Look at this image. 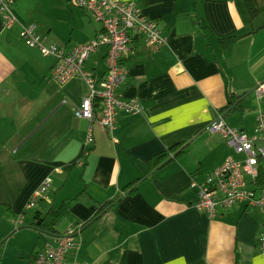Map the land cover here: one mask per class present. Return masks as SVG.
I'll use <instances>...</instances> for the list:
<instances>
[{"label": "crops", "instance_id": "crops-1", "mask_svg": "<svg viewBox=\"0 0 264 264\" xmlns=\"http://www.w3.org/2000/svg\"><path fill=\"white\" fill-rule=\"evenodd\" d=\"M70 2L76 4L75 0H14L18 22L11 26L0 15V264H36L32 252L47 242L54 244L55 236L68 226L92 219L76 232L70 260L264 264L258 243L264 232L263 214L257 208L241 202L220 207L211 217L195 207L197 184L229 154L244 157L233 153L226 139L208 126L222 116L227 124L251 135L257 115L264 111V94L256 93L264 82V26L251 31L235 0H137L166 37L157 49L143 37H133L137 54L123 59L126 78L117 92L126 100L137 99L144 109L138 114L120 112L112 131L93 122V141L87 146L90 121L75 114L89 92L85 78L76 74L58 82L53 76L56 58L20 37L21 25L35 24L36 31L49 26L47 44L66 50L92 40L102 26L95 20L98 26L94 25L92 15L88 23L89 12L83 8L70 7L65 17L79 24L75 43L67 46L71 37L53 29L50 10ZM234 34L239 37L233 42L221 40ZM107 50L100 46L85 64L97 79L106 73ZM244 93L240 110L222 112L231 94ZM188 140L187 153L149 172L148 159ZM72 163L76 165L65 168ZM48 177L52 178L48 194L27 208ZM114 199L98 213L101 202ZM62 201L68 207L61 218L66 225L61 229L59 219L55 235H41L27 224L36 210L45 215L42 208ZM24 211L27 225L15 228L11 222ZM21 230L27 232L21 236ZM16 231L22 241L11 244L8 237Z\"/></svg>", "mask_w": 264, "mask_h": 264}, {"label": "built area", "instance_id": "built-area-1", "mask_svg": "<svg viewBox=\"0 0 264 264\" xmlns=\"http://www.w3.org/2000/svg\"><path fill=\"white\" fill-rule=\"evenodd\" d=\"M76 4L86 9L93 18L101 24V29L90 41L73 45L69 50L57 44H47L36 31V25H21L20 37L30 47L38 48L44 55L54 56L53 76L60 82L71 80L76 74H81L88 85L89 92L82 102L75 107L78 118L90 121L89 134L86 143L93 141L92 123L99 121L107 131L117 126L118 114L126 112L141 113L143 105L137 99L126 100L118 92V86L126 78V69L122 64L124 57L132 55L131 38L141 34L146 44L157 49L165 41L161 27L157 21L148 18L139 7L137 0H75ZM14 0H0V15L5 24L11 26L18 22L13 11ZM107 46L106 73L101 79L95 78L85 69L89 57L100 46ZM259 97L264 94V82L256 88ZM98 110L102 115L98 117ZM213 121L208 129L212 133L221 134L235 154L244 155L235 158L229 154L224 162L208 173L206 179L198 183L199 198L195 204L198 210L215 216L220 207L230 208L245 202L257 208L263 214L264 228V187H259L257 181L263 172L264 181V111L256 118L253 134L227 124L223 117ZM87 152V151H86ZM82 164V161L80 162ZM250 177V182L246 177ZM52 183V178H46L27 204L34 207L40 198L45 197ZM252 184V187L248 186ZM18 224L24 223L25 214L18 217ZM16 221V220H15ZM82 224L70 225L59 235L55 243H46L39 247L34 255L36 264H81L69 259L68 255L75 246V234ZM259 248L264 254V232L259 238Z\"/></svg>", "mask_w": 264, "mask_h": 264}, {"label": "trees", "instance_id": "trees-1", "mask_svg": "<svg viewBox=\"0 0 264 264\" xmlns=\"http://www.w3.org/2000/svg\"><path fill=\"white\" fill-rule=\"evenodd\" d=\"M235 4H236L238 12L240 13V16L242 17V20L244 21V23L253 26V29L251 31L256 30V29L264 26V23H263L257 27H254V23L259 18V16L264 15V0H235ZM135 36L136 37H138V36L143 37L141 34H134L132 36L131 40ZM238 37H239L238 35L234 34V35H230L228 37L222 38L221 40L222 41L228 40L229 42H233ZM132 48H133V46H132ZM136 54H137V52H135V49H134V53L132 55H129L128 57L133 58L136 56ZM122 64H123V60H122ZM244 96H245V93L241 94V95H232L231 94L229 104L226 106V108L222 109V112L230 113V112H233L236 110H240L243 107V102H244L243 97ZM89 144H87V146H89ZM189 146H190V140L185 141V142H178V143L170 146L166 150L156 154L153 158L148 159L146 161V165L149 168V172L151 170H153L154 168H156L159 164L164 162L166 159H168V158H169V160L174 159V158H176V157H178L184 153H187L189 151ZM86 150L89 151V148H87ZM84 158H85V155H84ZM75 165H76V163H72V164L65 166V168H71L72 166H75ZM143 177H145V176H143ZM143 177H140V178L134 180L133 182H131L129 185H127L125 187V190L130 188L132 185L136 184ZM258 183H259L260 188L264 187L263 172L260 174ZM133 191H135V189ZM46 194H48V191ZM115 200L116 199L101 202L100 206H99L98 213L102 212L107 207L112 205ZM23 213L25 214L26 211H24ZM41 213H42L41 209L36 210L34 212L33 220L31 222H28L27 224L38 229L40 231L41 235H43L45 233H48L50 235H55L56 232L58 231L56 224H57L59 219H61L64 215H66L68 213V207H67L66 202L62 201L59 205L53 204V205L49 206V208L45 212V215H42ZM48 217H50L49 221H47ZM92 220H90V221H92ZM90 221L83 222L82 227H84ZM34 255H35V251L32 252L31 257H33Z\"/></svg>", "mask_w": 264, "mask_h": 264}, {"label": "rangeland", "instance_id": "rangeland-1", "mask_svg": "<svg viewBox=\"0 0 264 264\" xmlns=\"http://www.w3.org/2000/svg\"><path fill=\"white\" fill-rule=\"evenodd\" d=\"M70 7H72V8L77 7V8H81L82 9V7H80L79 5L75 4L74 2H70V4L69 5L67 4L65 7L55 6V8L51 9L50 12H49V17H51L54 20L53 21V24H52L53 25V29L56 30L57 34L58 35L59 34H61V35H64L65 34V35H67L68 38L71 37V40L67 43V46H70L73 43H75V41L79 37L78 34L80 33V28H79L78 22H77V26H75L74 23H76V22L73 20V17L65 18V17H67L66 16L67 9H69ZM42 11L44 12V9ZM89 14H87L88 15V23L92 20V22L94 23V25L98 26V24L96 23L97 21L95 19L91 18V20H90L91 14L90 15ZM82 15L84 16V13H82ZM59 16H61L62 18H59ZM260 21H264V15L259 16V18L254 23V27H257L258 26V23H260ZM48 27L49 26L47 25L41 31H40L39 28H37V33H39L40 36L43 37V38H44V36H48V34L46 33L47 32L46 29ZM252 27L253 26L250 25V28L251 29H252ZM49 41H50V39H49ZM25 46L27 47V45H25ZM52 58L53 57H48L49 60L52 59ZM246 179H247V181H249L250 180V177L247 176ZM48 203L49 202H46V204H48ZM48 208H49V206L48 207L45 206L44 208H42V209H44V211H43L44 214H45V212L47 211ZM18 219L19 218H16L15 219L16 221L14 220V222L13 221L11 222V224L15 228H18L19 225L20 226L21 225L22 226L27 225L26 223H23V222L20 223V224H18L19 223L18 222ZM28 219H30V217ZM28 221H30V220H28ZM65 222H66L65 219H60V224L58 226L61 227V229H63L64 228V225H66ZM25 232H27V231L21 230V236L23 234H25ZM28 232H31L32 233L33 231H31L30 229H28ZM18 234H19L18 231H16V232L12 233L11 236L8 237V240L10 241L11 244H14V243H16L19 240L22 241V239L20 238L21 236L18 235Z\"/></svg>", "mask_w": 264, "mask_h": 264}, {"label": "water", "instance_id": "water-1", "mask_svg": "<svg viewBox=\"0 0 264 264\" xmlns=\"http://www.w3.org/2000/svg\"><path fill=\"white\" fill-rule=\"evenodd\" d=\"M221 119L220 118H217L215 121H220ZM169 161V158L168 159H166L164 162H162L159 166H162V165H164L165 163H167ZM158 166V167H159ZM22 227H25V226H22Z\"/></svg>", "mask_w": 264, "mask_h": 264}]
</instances>
